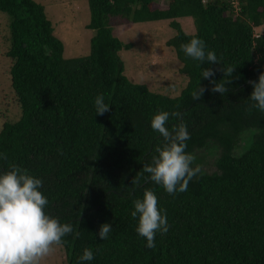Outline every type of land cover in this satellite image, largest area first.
Masks as SVG:
<instances>
[{
    "label": "trees",
    "instance_id": "obj_1",
    "mask_svg": "<svg viewBox=\"0 0 264 264\" xmlns=\"http://www.w3.org/2000/svg\"><path fill=\"white\" fill-rule=\"evenodd\" d=\"M92 29L88 52L64 56L44 7L35 0H0L6 15L4 55L11 102L18 113L0 124V173L15 164L43 182L44 211L73 232L62 238L66 264H264V113L251 108L252 85L264 72V0H86ZM190 17L186 32L179 18ZM167 20L174 34L164 44L178 61L185 82L178 93L150 89L123 72L121 48L131 42L112 31L124 21ZM255 28H261L255 33ZM257 30V29H255ZM215 52L218 64L185 56L180 45L192 38ZM235 68L231 77L219 69ZM213 70L225 94L201 78ZM198 86L206 90L193 100ZM103 94L109 111L95 113ZM159 111H179L196 157L187 191L169 195L147 179L163 143L150 126ZM138 181V183H137ZM152 190L169 230L155 248L136 231L133 201ZM108 223L112 231L97 233ZM79 233V235H77ZM85 248L94 259L81 262Z\"/></svg>",
    "mask_w": 264,
    "mask_h": 264
},
{
    "label": "clouds",
    "instance_id": "obj_2",
    "mask_svg": "<svg viewBox=\"0 0 264 264\" xmlns=\"http://www.w3.org/2000/svg\"><path fill=\"white\" fill-rule=\"evenodd\" d=\"M180 48L185 56L194 61L220 65L215 52L205 51L206 45L202 39L194 37L189 42L182 43ZM219 70L223 76L231 77L235 68L229 66ZM214 75L210 68L201 72V78L212 82V92L225 94L229 91L226 85L231 81H212ZM249 83L252 85L249 98L253 102L249 111L256 108L264 113V72L259 74L258 81ZM205 90L198 86L191 94L193 100H200ZM94 105L97 115L109 111V104L104 102L103 94L95 97ZM170 116L179 118L182 114L179 111H159L151 117L150 126L159 133L163 143L155 147L156 154L151 163L143 165V172L148 174L147 179L162 186L169 195H175L177 192L187 191L190 180L200 174L202 168L200 165L193 167L196 157L185 151V141L190 139L187 125L181 119L170 131L166 126ZM0 159L7 160V154L0 153ZM42 186L41 179L15 164L0 173V264H41L52 253L53 246L60 245L62 238L73 232L71 224H61L57 218L45 213L48 200L40 191ZM133 206L134 210L130 215L137 222L135 231L146 240L147 248L154 249L156 234L159 232L164 235L169 230L167 213H162L157 196L148 189L144 190L142 199L133 201ZM111 231L112 226L105 223L100 225L97 235L105 240ZM93 259L94 254L89 248H85L79 257L81 262Z\"/></svg>",
    "mask_w": 264,
    "mask_h": 264
},
{
    "label": "rangeland",
    "instance_id": "obj_3",
    "mask_svg": "<svg viewBox=\"0 0 264 264\" xmlns=\"http://www.w3.org/2000/svg\"><path fill=\"white\" fill-rule=\"evenodd\" d=\"M44 7L51 21L53 32L63 43V55L72 56L88 52L89 37L93 30L86 27L88 6L86 0H35ZM186 32L193 31L190 17L178 19ZM6 15L0 12V124L4 119H13L18 110L11 102L8 83V59L6 50ZM257 29V30H255ZM259 33L261 28H255ZM112 31L123 41L131 42V47L121 48L123 72L130 79L144 82L155 91L176 94L185 79L178 73V61L173 51L164 41L174 34L167 20L148 22L124 21L113 26ZM41 264H66L63 246L54 245L52 253Z\"/></svg>",
    "mask_w": 264,
    "mask_h": 264
}]
</instances>
